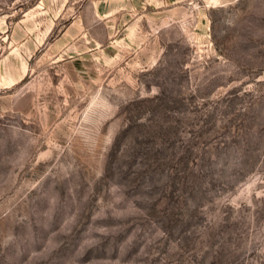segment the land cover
I'll return each mask as SVG.
<instances>
[{
	"label": "rangeland",
	"instance_id": "374dc122",
	"mask_svg": "<svg viewBox=\"0 0 264 264\" xmlns=\"http://www.w3.org/2000/svg\"><path fill=\"white\" fill-rule=\"evenodd\" d=\"M0 264H264V0H0Z\"/></svg>",
	"mask_w": 264,
	"mask_h": 264
}]
</instances>
